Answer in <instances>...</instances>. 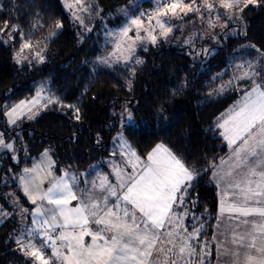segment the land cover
<instances>
[{"label": "snow or ice", "instance_id": "1", "mask_svg": "<svg viewBox=\"0 0 264 264\" xmlns=\"http://www.w3.org/2000/svg\"><path fill=\"white\" fill-rule=\"evenodd\" d=\"M240 2L152 0L151 10L137 12L142 5L132 0L120 9L124 24L107 33L112 50L98 57V62L104 65L133 62L138 46L156 45L173 33L172 18L185 20L191 14L207 19L215 27L213 17L227 16L226 27L233 19L228 13L239 8ZM253 2L247 0L244 7ZM66 6L84 24L77 12L88 13L91 5L74 0ZM56 27L62 25L58 23ZM4 35L8 39H0V44L14 42L17 36L21 40L14 57L17 63L28 59L26 50L37 61H43V49L26 38L16 24L3 21L0 37ZM140 62L138 58L134 60ZM257 64L264 65V59L237 66L246 70L234 80L244 81L246 86L237 85L240 99L216 122L229 152L219 163L215 158L206 161L204 169L205 174L212 172L221 186L217 219L228 213L236 221L235 226L228 227L230 235L226 240H219L215 233L212 236V240L218 241L220 255L227 258L225 264H264V69ZM223 90L221 86L218 91ZM37 102L38 98H34L10 106L4 112L9 124L15 125L20 118L17 113L22 116L25 107L31 112ZM49 102H53L51 98ZM125 112L122 127L134 120L127 108ZM76 118L79 119V109ZM116 139L123 150L113 151L111 155L119 156L120 160L106 174L98 175L93 166L83 174L66 169L53 176L54 163L45 167L43 159L48 155L47 150L39 163L24 169L20 181L34 207L22 211L38 227L21 231L16 240L20 250L31 258V264H205L211 255L209 243L203 239L205 224L187 207L188 204L195 207L196 201L186 200L201 173L163 143L140 155L123 131ZM0 148L13 150V144L5 142L3 133H0ZM45 181L49 185L46 188L42 187ZM72 201L77 203L72 205ZM187 216L192 218L190 225L184 224ZM90 223L97 227L90 228ZM85 237H90L89 243Z\"/></svg>", "mask_w": 264, "mask_h": 264}, {"label": "trees", "instance_id": "2", "mask_svg": "<svg viewBox=\"0 0 264 264\" xmlns=\"http://www.w3.org/2000/svg\"><path fill=\"white\" fill-rule=\"evenodd\" d=\"M126 1L100 0V4ZM243 14L245 33L221 36L222 42L212 44L209 53L193 56L196 48L192 46L163 42L141 50V63L127 84L117 67L91 66L93 41L87 39L80 46L62 0H1L0 27L8 20L32 42L58 23L62 27L49 40L50 58L43 65L18 66L14 49L20 47L19 36L0 44V133L16 147L14 153L0 148V264H31L16 243L32 222L22 210L34 207L20 181L24 169L33 166L45 150L58 171L87 169L111 156L113 139L121 131L138 154L164 143L201 173L188 195V200L196 201L195 207H187L204 222L203 239L209 241L219 199L211 172L205 174L204 169L206 161L215 158L218 163L228 152L216 122L239 95L235 89L220 92L218 86L243 43L264 49V0H254ZM39 90H45L53 102L37 116L9 124L4 112ZM122 103L130 107L134 118L126 127L117 114Z\"/></svg>", "mask_w": 264, "mask_h": 264}, {"label": "rangeland", "instance_id": "3", "mask_svg": "<svg viewBox=\"0 0 264 264\" xmlns=\"http://www.w3.org/2000/svg\"><path fill=\"white\" fill-rule=\"evenodd\" d=\"M0 2H1V0H0ZM72 2H74V0H62L63 8L67 12L70 19L72 20V23L74 25V29H75L78 37H79L80 46H83L85 44V40H87V39H90L91 41H93L91 66L92 67L100 66V67H106V68L107 67L108 68L117 67L119 70H121V73L123 75V79L125 80V82L127 84H130L132 79L135 76V71H136L138 65L141 63V62L138 64L134 63V60L136 58H138L140 60L139 52L143 49H147V48H149L151 46H155V45H151L149 43V44H145L143 46H138L136 49L135 55L133 57V62H130L128 64H125L124 62H120V63H111L110 65H104V64L99 63L97 58L107 55V53L112 50L111 40L109 38H107V33L109 30H113V31L118 30L124 24L125 17L122 14V12L120 11V9L126 8L132 2V0H128L126 2H123V3H121L119 5H115V6H109V5L103 6L102 4H100V0H84V2L86 4L91 5L90 12H88V13L77 12V14L80 15L82 17V19L84 20V24H81L80 21L77 20L75 18V16L73 15V10H69L68 7L66 6L67 4L72 3ZM136 2H138L140 5H142V9L138 8L137 12H139L140 10L148 11V10H151L153 7L152 0H136ZM245 3H247V0H241L239 8L233 9L232 12L228 13V15H231L233 17V19L228 21L226 27L224 25H225V20L227 19V16L220 17L219 19H215V17H213V19L215 20V24H216L215 27H211L207 23V19L202 20V19L197 18V17H192L191 14H190V17L186 18L185 20L172 18V24L174 25L173 33L170 34V36L167 39L161 40L159 43L163 42V43L178 46V47L192 46L193 48H196V52L191 53L193 56L201 55L203 53H209V51H210L209 47L212 44H220L222 42L221 36L228 37V36H235L237 34H244L245 33L246 25H245L244 14H243V10H244V8H246V7H244ZM247 6H248V4H247ZM240 9H243V10L241 11ZM129 11H131V9H129ZM218 11H226V10L218 9ZM85 25H87V27H85ZM59 30H61V27L60 28L56 27V28H54V30L52 32L43 35L42 37H40L39 39H37L33 42L34 45H38L41 49H43L41 54L43 55L44 59L42 62L37 61L33 57V55L30 54L29 52H27V50H26L25 56H27L28 59H21L20 63L16 62L18 64V66L22 67V66L43 65L45 62H47L48 59L50 58V53H49V49H48V42L50 39H53V37L55 36V34ZM53 33H54V35H53ZM4 40H6V39H4ZM252 46H255V47H252ZM19 48L14 49V57H15L17 51L19 50ZM257 49L259 50V52L257 51ZM261 53H264V49H260L259 47H257L256 45H254L253 43H250V42L243 43L241 46V49L239 50L237 55L233 56V59L231 60V63L229 64V67L231 68V70L229 71L228 76L219 84L218 89H220L221 86H223L224 90L235 89V90L239 91V89L237 88V85L246 86L244 81L234 80L235 76L241 75L242 71L246 70V69H239L237 66L245 63L246 61H257L259 59H264V57L261 56ZM15 61H16V59H15ZM257 67L264 69V65L257 64ZM229 81H233V83L229 84ZM40 91L41 90H39V92L35 96H33V99H34V97L38 98V102L36 103V105L34 107H32L31 112H29L28 108L25 107L22 110L23 111L22 116H24V115H26V117L37 116L41 112V109L45 108V106L48 103H50L49 102L50 96L47 95L48 93L45 92L44 90H42V92H40ZM239 99H240V91H239V95L237 97H235L234 102L236 103ZM27 101H31V100H27ZM27 101H25V102H27ZM29 107H31V106L29 105ZM126 108L132 114L130 107L126 106V104L122 103L120 105V108L117 109V114L121 120L123 119L124 116H127V113L125 112ZM122 114H123V116H122ZM17 115L22 117L20 115V113H17ZM132 117H133V114H132ZM7 120H8V117H7ZM117 134L115 135V137L113 139L111 154L113 153V151L120 152L123 150L120 146L119 141L116 139ZM5 142H11L13 144V150H11L10 152L14 153L15 149H16L14 141H6L5 140ZM128 142L131 145V147L134 149V147L132 146V144L130 143L129 140H128ZM164 145H166V144H164ZM167 147H169V146H167ZM47 153H48V155L46 157H43L44 162H45V167H47V164L50 162L54 163V165H55V162H54V159H53L51 153L48 150H47ZM40 155H39V157H40ZM39 157L37 158V160L35 162H37V163L40 162L42 156L40 158ZM119 160H120L119 156H112L111 155L110 157H108V158H106L100 162L94 163V164L90 165L87 169H84L81 171L73 170L70 168H63L60 171H58L54 167L53 176H59L61 174V172H63L66 169L70 170L73 173L83 174V173L88 172L91 168H93V166H95L98 175L99 174H106L107 172L111 171L112 165L114 163L118 162ZM41 173H42V175H44L43 172H41ZM23 175H24V173H23ZM211 180L214 183V181H213L214 179L212 176H211ZM22 186L24 188L23 183H22ZM45 186H47V187L49 186L47 181H45V183L42 185V187H45ZM186 200H188V196H186ZM71 203H72V205H75L77 203V201H72ZM188 206H189V204H188ZM189 217L190 216L185 217V220H187L186 225H190L189 224ZM26 220H28V219H26ZM224 220H225V217L223 215H221L219 217V219L216 220L217 222H215L213 231L216 232L218 229L217 225L221 224V223L223 225ZM1 221H2V216H0V222ZM24 222H25V219H24ZM35 227H38V225H33V223L31 222L29 228H35ZM89 227H90V224H89ZM95 227H96V225H95ZM242 228H243V225H241V229ZM27 229H28V227H27ZM189 230H191V228H189ZM216 235H218V234H216ZM212 236L213 235H211V237L209 238V241L204 239L205 241H207L209 243V247L211 250V255L207 257L205 264H224L222 262L219 263L217 261V259H218L217 254H218V257L220 259L221 258L226 259V257H223L220 255L216 241L212 240ZM228 236H229V234H222V235H220L219 240H226V239H221V238H226ZM84 239H85L86 243L90 242V237H85ZM212 254H215V256L213 257Z\"/></svg>", "mask_w": 264, "mask_h": 264}, {"label": "crops", "instance_id": "4", "mask_svg": "<svg viewBox=\"0 0 264 264\" xmlns=\"http://www.w3.org/2000/svg\"><path fill=\"white\" fill-rule=\"evenodd\" d=\"M45 91V90H44ZM40 92H42V90L40 91ZM48 95V94H47ZM49 96V95H48ZM35 98V97H34ZM33 99V97H31V98H29V99H25V100H22V101H27V100H32ZM22 101H20V102H22ZM20 102H18L17 104H19ZM17 104H15V105H17ZM235 104V102H233L232 103V105L228 108V110L226 111V112H224V113H227L231 108H232V106ZM43 109V108H42ZM23 117H26V115H24V116H22V117H20L18 120H20V119H22ZM17 120V121H18ZM222 130L221 129H219V132H221ZM5 139V138H4ZM228 152H229V149H228ZM227 152V153H228ZM226 153V154H227ZM42 154H43V152H42ZM42 154L40 155V157L42 156ZM39 157V158H40ZM223 157H226V155L225 156H223ZM219 163V162H218ZM33 166H31L30 168H32ZM40 175L41 176H43L42 175V173H40ZM211 176L213 177V175H212V172H211ZM214 179V178H213ZM214 181V183H215V185H216V187H217V192H218V199H219V205H220V201H221V199H222V191H221V186H219L218 185V183H217V181H215V180H213ZM47 186H45L44 188H46ZM218 214V213H217ZM223 216L225 217V220H224V224L222 225V223L221 224H218L219 225V227H218V229H217V231L215 232L214 231V233H216V234H218L217 236L218 237H220V235H222V234H229V232L227 231V229H228V227L229 226H235V224H236V221L235 220H233V219H230L229 218V214L228 213H225V215L223 214ZM217 220V219H216ZM217 222V221H216ZM184 224L186 225V220L184 219ZM217 224V223H216ZM222 225V226H221ZM90 227L92 228V229H95L96 227H97V225H96V227H95V224L94 223H90ZM59 231V230H58ZM213 233V234H214ZM212 234V235H213ZM230 235V234H229ZM227 238V237H226ZM226 238H221V239H226ZM220 239V238H219ZM59 243V242H58ZM218 242L216 241V244H217ZM217 248V247H216ZM217 261L220 263V262H222V263H224L225 264V261H226V259H220L219 257H218V254H217Z\"/></svg>", "mask_w": 264, "mask_h": 264}]
</instances>
